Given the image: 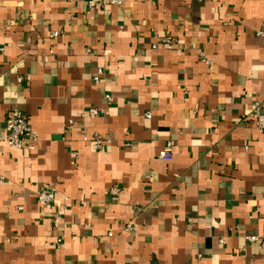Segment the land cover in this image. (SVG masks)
<instances>
[{"label": "crops", "instance_id": "obj_1", "mask_svg": "<svg viewBox=\"0 0 264 264\" xmlns=\"http://www.w3.org/2000/svg\"><path fill=\"white\" fill-rule=\"evenodd\" d=\"M263 24L264 0H125L109 13L0 0V134L12 106L38 132L34 149L0 140V264H264L246 238L264 228V132L245 119L264 112ZM89 106L104 111L81 116ZM93 132L100 149L82 138Z\"/></svg>", "mask_w": 264, "mask_h": 264}, {"label": "built area", "instance_id": "obj_2", "mask_svg": "<svg viewBox=\"0 0 264 264\" xmlns=\"http://www.w3.org/2000/svg\"><path fill=\"white\" fill-rule=\"evenodd\" d=\"M125 0H86V5L88 7H94V6H100L105 13L110 12V6H120L123 4ZM12 22V20H11ZM60 33L59 30L54 29L51 30L50 35L51 36H57ZM258 34H261L264 36V24L257 30ZM162 42L169 43L171 41L170 38H161ZM156 45L154 44L153 47ZM3 47L0 46V50H2ZM89 51V48L87 49ZM103 70L100 66L96 69V74L93 76V80L95 83L100 82L102 78ZM17 81L23 80V77L18 75L16 77ZM105 98L109 101L111 100L110 94H104ZM104 110L102 107L97 106H89L84 111L81 112V116H93L102 113ZM146 117L151 116L150 111L145 112ZM246 122L254 125L257 127L260 131L264 132V112H262L258 105H253L251 107V110L249 111L248 115L245 117ZM73 123L72 119H69L67 121V127H70ZM83 140H86L89 142L90 146L94 149H100L102 148L106 142L108 141L107 138L102 136L98 132H93L92 134H86L83 133L82 135ZM4 140L5 143L8 146L16 147V148H22V149H34L36 146V142L38 140V132L36 129H34L27 118L26 113L15 107H9L5 113L4 118V134H0V140ZM175 139L174 138H168L164 142V145L157 153V156L162 159H169L172 156V150L175 145ZM126 144V143H124ZM71 156L76 157L77 152L71 151ZM2 179V177H0ZM119 188L118 187H111L110 192L113 194L118 193ZM55 194V187L53 183H43L38 186L35 192V198L40 204H46L48 202H51L54 199ZM64 214L63 209H58L53 214V220L54 222H59L62 220ZM136 224L132 221H128L124 224V228L127 231H131L135 228ZM111 232L108 231V235H110ZM246 238L248 240H259L262 248L264 249V228L261 230L259 235H247ZM62 241V237H57L55 239V243H60Z\"/></svg>", "mask_w": 264, "mask_h": 264}]
</instances>
